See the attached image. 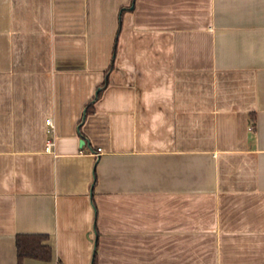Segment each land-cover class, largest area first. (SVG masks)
<instances>
[{
	"label": "crops",
	"instance_id": "crops-1",
	"mask_svg": "<svg viewBox=\"0 0 264 264\" xmlns=\"http://www.w3.org/2000/svg\"><path fill=\"white\" fill-rule=\"evenodd\" d=\"M19 233L53 252L22 264H264V0H0V264Z\"/></svg>",
	"mask_w": 264,
	"mask_h": 264
},
{
	"label": "trees",
	"instance_id": "trees-1",
	"mask_svg": "<svg viewBox=\"0 0 264 264\" xmlns=\"http://www.w3.org/2000/svg\"><path fill=\"white\" fill-rule=\"evenodd\" d=\"M123 10L121 9L118 13V27L115 34L112 58L109 66L105 69V77L113 69L114 53L117 46V39L120 32V23L122 19ZM107 82V77L101 83V87H104ZM101 91L98 90L95 95L85 105V111L79 124L82 120L94 112V103L99 98ZM49 235L45 233H19L15 236V249H16V264H22L23 259L30 258L39 261H51L53 257L52 247L49 244ZM91 264H97V256L94 251L91 259Z\"/></svg>",
	"mask_w": 264,
	"mask_h": 264
},
{
	"label": "built area",
	"instance_id": "built-area-1",
	"mask_svg": "<svg viewBox=\"0 0 264 264\" xmlns=\"http://www.w3.org/2000/svg\"><path fill=\"white\" fill-rule=\"evenodd\" d=\"M47 123H48V126H49L48 131H50L51 128H52V125H51V121H50V119L48 120ZM52 144H53V141H52L50 138H48V139L46 140V147H47V148H50V147L52 146ZM98 151H100V148L97 149V153H96V154H98Z\"/></svg>",
	"mask_w": 264,
	"mask_h": 264
},
{
	"label": "water",
	"instance_id": "water-1",
	"mask_svg": "<svg viewBox=\"0 0 264 264\" xmlns=\"http://www.w3.org/2000/svg\"><path fill=\"white\" fill-rule=\"evenodd\" d=\"M83 142H84V141H83V139L81 138V140H80V142H79V143H80V145H81Z\"/></svg>",
	"mask_w": 264,
	"mask_h": 264
}]
</instances>
